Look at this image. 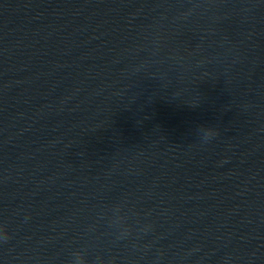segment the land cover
Returning a JSON list of instances; mask_svg holds the SVG:
<instances>
[{"label":"clouds","instance_id":"9594fccd","mask_svg":"<svg viewBox=\"0 0 264 264\" xmlns=\"http://www.w3.org/2000/svg\"><path fill=\"white\" fill-rule=\"evenodd\" d=\"M206 127H200L199 129H205ZM215 133L210 129L207 128L204 133V139L207 140ZM129 230L127 228L124 229L123 233L121 234V238L128 234ZM9 236L6 230L3 227H0V242L7 243L9 240ZM69 264H88L86 258V252L84 250H77L71 253V259ZM97 264H99V258H97Z\"/></svg>","mask_w":264,"mask_h":264}]
</instances>
